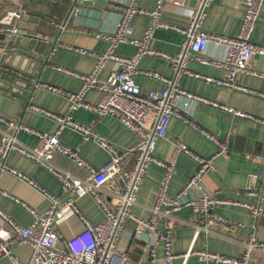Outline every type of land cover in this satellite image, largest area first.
<instances>
[{"label": "built area", "instance_id": "1", "mask_svg": "<svg viewBox=\"0 0 264 264\" xmlns=\"http://www.w3.org/2000/svg\"><path fill=\"white\" fill-rule=\"evenodd\" d=\"M28 1L17 0L0 11V33H5L8 37L25 33L18 25L21 18L27 14ZM69 1L73 4L71 14L77 15L82 0ZM214 1L202 0L203 7L200 13L198 11L188 27H182L162 21L166 0H158L153 9L142 8L138 6L136 0H130L123 9L116 31L110 35H97L107 42V48L103 52L63 45L67 50L94 61V67L88 74L74 72L58 65L52 66L58 72L79 79L81 81L79 90L70 91L46 83H35L36 89L60 96L68 102V111L64 114L54 113L31 103L27 106L29 110L55 121L58 128L54 133L39 131L22 122L0 116V172H9L23 180L42 193L49 203L45 211H39L0 189L1 195L10 198L31 216L30 224L24 226L0 208L2 224L0 263L2 259L8 258L12 264H145L142 260H133L120 251L124 225L127 221H132L135 225L133 238L144 244L143 251L153 264H158L157 254L160 246L164 252L163 264H176L177 259H182L183 264H186L194 255L206 264H264V242L259 239L255 227L240 240L222 231L221 228L227 226L244 228V224L212 213L217 206H227L246 209L254 219L264 217V208L261 204L224 198L207 190L206 179L216 170L215 157H203L182 142L175 144L169 160H163L155 155L157 140L165 135L173 118L191 126L212 142L218 148V153L224 152L225 141L200 127L186 115L192 101L219 108L229 113L233 120L246 118L264 126V119L189 92L179 83L182 75H188L264 99V92L250 91L235 83L236 77L240 74L264 79V71H258L253 66L255 56L264 57V44L252 40L264 0H246L244 19L237 36L204 30L206 9ZM184 2L185 0H173L176 6H182ZM139 15L149 17L151 23L143 36L138 38L134 36L132 20ZM158 29L175 31L183 37L181 50L177 55H169L150 47L151 39ZM120 45L134 47L135 53L132 56L118 55L116 49ZM145 56H157L171 62L173 77L167 78L157 72L141 70L140 64ZM110 61L114 67L107 78L101 80V75ZM191 61L221 69L224 78L217 79L191 71L189 69ZM138 75L160 80L165 87L159 91H143L136 81ZM90 91H97L100 94L96 104L86 99ZM181 98L187 99L185 113L179 110ZM81 109L92 112L99 118L110 116L118 119L137 137L136 144L131 148L114 145L93 125L74 119L72 113ZM65 128L78 132L85 141H94L108 153L109 161L101 167H95L85 160L78 149L61 141L60 134ZM21 132L34 136L36 144L28 147L21 143L17 138ZM10 152H16L38 163L58 180L65 197L46 191L26 173L10 166L6 161ZM57 153L67 157L76 168L84 172V176H77L55 164L54 156ZM182 153L195 161L197 170L184 188L172 196L169 187L176 169V158ZM152 165H157L163 170V177L156 202L150 208V215L143 218L134 212V207ZM250 180L252 185L248 193L255 195L258 192L260 175L253 173ZM188 191H195L196 197L185 198ZM87 196L91 197L103 212L102 222L93 224L78 206L77 201ZM185 207H189L192 213L204 218L202 224L195 226L196 237L204 233L239 243L243 248L241 255L218 254L205 248L200 250L190 248L184 253H176L172 233L180 225L176 214ZM69 215H74L83 228L66 238L59 231V226ZM161 220H166L163 228L158 226ZM13 246H28L30 248L28 260L22 261L16 256L12 250Z\"/></svg>", "mask_w": 264, "mask_h": 264}, {"label": "crops", "instance_id": "2", "mask_svg": "<svg viewBox=\"0 0 264 264\" xmlns=\"http://www.w3.org/2000/svg\"><path fill=\"white\" fill-rule=\"evenodd\" d=\"M17 0H0V11ZM105 7L84 6L80 4L79 13L71 14L73 4L69 0H29L27 6L28 19L20 22L25 28L45 31V25L55 26L56 31L62 30L59 43L50 51L46 49L44 56L46 65H38L32 79V87L20 97L0 89V116L22 122L39 131L54 133L57 123L46 118L27 106L31 103L45 110L64 114L68 111L66 99L36 89L35 83H46L65 90L77 91L81 87V81L73 76L66 75L53 69V65L67 68L71 71L88 74L94 67V61L88 57L81 56L67 50L63 45L81 47L95 52H103L107 48V42L97 35H110L116 31L117 24L122 17L123 9L130 0H107ZM158 0H136L138 6L145 9H153ZM202 0H185L182 6H176L173 0H166L162 13V21L169 24H176L188 27L195 15H197ZM246 10V0H215L206 9V16L203 22L204 30L211 33L237 36L240 33ZM19 23V24H20ZM151 19L147 16H136L132 20L134 36H143L146 28L150 25ZM252 40L264 44V5L261 15L256 23L252 34ZM53 38L50 39V45ZM183 37L171 30L158 29L155 31L150 47L154 50L177 55L181 50ZM116 53L121 56H132L135 48L132 46L120 45ZM253 66L258 71H264V57L255 56ZM113 62H108L106 69L101 75L105 80L113 69ZM143 71L157 72L164 77L172 78L174 75L173 65L168 60L157 56H145L140 64ZM189 69L203 75L217 79L224 78L221 69L201 65L195 61L189 63ZM137 83L143 91L163 90L165 84L152 77L138 75ZM181 87L194 94L201 95L221 104H227L235 109L251 114L257 118L264 119V99L247 92L231 90L204 80L196 79L188 75L179 78ZM235 83L250 91L264 92V79L240 74L236 77ZM86 99L96 104L100 99L97 91H90ZM186 98H181L179 110L185 113ZM186 115L197 125L218 136L226 142V149L218 153V148L194 128L173 118L168 126L165 135L157 140L155 155L163 160H169L173 155L174 146L177 143H184L195 153L206 157L214 158L216 170L206 179V188L211 194H217L224 198L237 199L239 201L261 204L264 208V126L246 118L232 119L231 115L219 108L203 103L190 102V108ZM75 120L93 125L100 134L105 136L111 143L121 148H131L137 142V137L128 130L118 119L106 116L99 118L94 113L86 110H77L72 113ZM1 137V135H0ZM18 140L28 147L36 144V138L27 133L21 132L17 135ZM61 141L80 151L82 157L95 167H101L109 161L108 153L94 141H85L76 131L65 128L60 134ZM7 163L26 173L41 188L60 196L61 185L58 180L50 175L38 163L21 156L16 152H10L7 156ZM54 162L58 166L72 171L77 176H84V172L76 168L72 162L61 154H55ZM197 170V164L186 154H179L176 158V169L173 173L169 193L177 195L188 183L190 177ZM258 173L260 181L258 192L255 195L248 193L252 185L250 175ZM163 177V170L157 165H152L148 170L142 189L138 195L134 212L143 218L150 215V208L155 204L159 186ZM0 189L27 202L39 211H45L49 205L48 200L42 193L32 188L23 180L10 174L0 172ZM197 193L188 191L185 198L193 199ZM78 206L84 215L93 224L102 222L103 212L94 203L91 197L87 196L77 201ZM0 208L20 224L27 226L31 222L30 214L10 198L0 194ZM213 214L228 218L231 221L244 224V228L227 226L221 228L227 234L244 239L247 233L255 227L259 239L264 242V217L257 219L251 217L248 210L239 207L217 206L212 210ZM180 225L174 229L173 245L176 253H184L188 249H207L210 252L239 256L243 248L239 243L232 242L215 235L200 233L197 237L196 225L202 224L204 218L192 213L189 207L183 208L176 214ZM0 220V226H1ZM166 225V220L158 223L160 228ZM83 228L82 224L74 215H69L59 226L62 236L68 238L78 233ZM135 225L127 221L120 239V251L126 253L133 260H142L145 264H153L149 261L144 250V244L133 238ZM13 253L22 261H27L30 255L28 246H13ZM164 252L160 246L157 254V263H164ZM176 264H183L182 259H177ZM0 264H12L8 258L1 260ZM186 264H206L198 256H191Z\"/></svg>", "mask_w": 264, "mask_h": 264}, {"label": "water", "instance_id": "3", "mask_svg": "<svg viewBox=\"0 0 264 264\" xmlns=\"http://www.w3.org/2000/svg\"><path fill=\"white\" fill-rule=\"evenodd\" d=\"M107 2L82 0L81 5L105 7ZM27 19L28 16L24 15L20 22L23 23ZM18 26L25 31L24 34L8 37L7 34L0 33V89L22 97L32 87L36 67L46 65V60L41 57L46 49L52 51L59 43L62 30L56 31L55 26L51 24L45 25L46 29L42 32L27 29L21 23ZM51 38L53 41L50 45Z\"/></svg>", "mask_w": 264, "mask_h": 264}, {"label": "rangeland", "instance_id": "4", "mask_svg": "<svg viewBox=\"0 0 264 264\" xmlns=\"http://www.w3.org/2000/svg\"><path fill=\"white\" fill-rule=\"evenodd\" d=\"M26 247V246H25Z\"/></svg>", "mask_w": 264, "mask_h": 264}]
</instances>
